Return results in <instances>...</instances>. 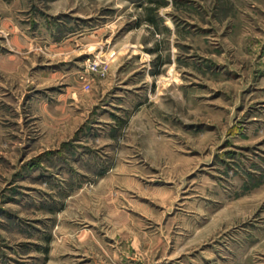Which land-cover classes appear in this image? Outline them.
<instances>
[{"label": "rangeland", "instance_id": "374dc122", "mask_svg": "<svg viewBox=\"0 0 264 264\" xmlns=\"http://www.w3.org/2000/svg\"><path fill=\"white\" fill-rule=\"evenodd\" d=\"M0 264H264V0H0Z\"/></svg>", "mask_w": 264, "mask_h": 264}]
</instances>
